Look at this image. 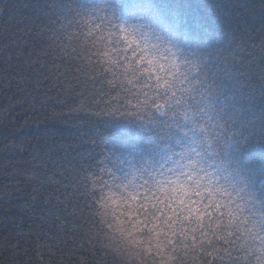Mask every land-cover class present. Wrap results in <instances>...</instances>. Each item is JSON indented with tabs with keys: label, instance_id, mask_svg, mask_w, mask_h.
I'll use <instances>...</instances> for the list:
<instances>
[{
	"label": "trees",
	"instance_id": "16d2710c",
	"mask_svg": "<svg viewBox=\"0 0 264 264\" xmlns=\"http://www.w3.org/2000/svg\"><path fill=\"white\" fill-rule=\"evenodd\" d=\"M97 7L160 47L158 65H202L207 88L177 92L192 107L155 112L147 77L110 84L91 41L54 24ZM194 139L203 172L240 198L209 210L190 193L191 213L161 199L125 228L90 195L95 176L149 183ZM0 264H264V0H0Z\"/></svg>",
	"mask_w": 264,
	"mask_h": 264
},
{
	"label": "snow or ice",
	"instance_id": "6c2138e0",
	"mask_svg": "<svg viewBox=\"0 0 264 264\" xmlns=\"http://www.w3.org/2000/svg\"><path fill=\"white\" fill-rule=\"evenodd\" d=\"M93 11L100 13L102 16V19L99 23L95 25H92L91 23L89 24L87 35L95 36V39L92 41L93 45L103 40L110 52L119 53V55L115 58H110L114 67H108L106 64H102L97 60V57L101 55L109 57L108 51L89 52L87 59L91 63L92 57H96L95 65L99 69H102L100 72L101 77H106L108 74H110L113 77V80L109 81V83L113 84L120 75L119 70L121 68L124 69V75L126 77L131 76L134 78L127 80V83L129 84L138 85L142 80H145V77H147V82L143 86L152 87L155 91L156 96L153 100H151L150 103L152 106H155V111L158 112L161 111L162 106L157 103V100L164 101V104L172 111L178 109L182 103L187 104L189 107L193 106V102L196 99L195 96L185 98L182 95L180 99H177V92L179 91L182 94L188 92L189 89L184 87L185 84L189 85L192 91H198V88H207L210 82V77L206 71L201 70L202 65H198L195 62H182L185 66L184 71H181V66L176 62L175 59L168 61L171 64V67L166 68V66L163 64L158 65L156 54L161 52L160 47L156 45L149 46L147 40L140 37V39L144 41L142 46L140 40L136 39L137 34L131 28L126 27L122 22L118 25H110L111 28L118 29V32L116 33H113L110 30H103L102 25L108 26L113 17L111 15H107L105 13V9L102 7L94 8ZM79 14L80 13L78 9L71 8L67 9V11L58 10V14H56L54 24H58L59 28L64 30L63 34L67 39H72L73 35L80 37V33L76 28L77 22L75 20V17L79 16ZM69 29H71V32L68 31ZM98 31L100 34L95 35ZM52 32L57 39L60 38L61 33L58 32L54 26L52 28ZM117 33H119L118 41H113L112 37L113 35H117ZM57 47H60V50L65 54H71L67 51V45H57ZM166 51L171 54L170 50L166 49ZM72 52L75 53L76 49L73 48ZM129 53H131V55H129ZM172 68H175L176 71L173 72ZM153 69H155V71H153ZM225 70L228 69L221 68L219 65L217 66V74ZM160 72H164L165 75H159ZM153 79L154 83H151ZM177 85L180 87L177 88ZM198 94L201 98L205 96V92H199ZM195 111L203 113L204 109L195 108ZM97 181L101 186L98 187ZM201 185L202 178L201 180H197L192 186L180 182L177 179L175 182L159 185L158 193L153 192L150 196L146 193L145 199L149 200V202H154V204L158 203L161 199H165L173 203L183 202L185 205V211L191 213L195 211V209L189 207V205L192 203L191 198L185 200V197L190 193H196L198 196L203 197L204 192L211 193L212 191L210 188H203ZM92 187L94 190L90 192V195L97 202L96 191H100L102 194L103 188L108 187V182L101 176H95L92 178ZM133 199L135 200L137 197L133 196ZM221 204H223V202L217 201L213 195L208 199V203L204 204L203 207L204 209L210 210L213 206L218 208ZM142 207L143 209H147L148 204L145 203ZM210 214L211 211H209V215Z\"/></svg>",
	"mask_w": 264,
	"mask_h": 264
},
{
	"label": "clouds",
	"instance_id": "9594fccd",
	"mask_svg": "<svg viewBox=\"0 0 264 264\" xmlns=\"http://www.w3.org/2000/svg\"><path fill=\"white\" fill-rule=\"evenodd\" d=\"M101 8V7H97ZM79 16L75 17L77 22L76 28L80 33V36L87 41H91V47L95 49L97 52H109V57L98 56V62L102 64H106L108 67H114L111 63L110 58H115L119 55V53H112L109 51L108 47L105 45L103 40L99 41L97 44L93 45L92 41L95 39V36H88V28L89 24L95 25L100 22L102 16L100 13L93 11V9H82L78 10ZM105 13L107 15H111L113 17L112 21L108 26L102 25L103 30H110L113 33L118 32L117 28H111V24L118 25L120 22L116 19L114 14H111L110 10L105 9ZM99 31L95 35H99ZM113 41H118V36L113 35ZM120 75H124V69L121 68L119 70ZM125 76V75H124ZM145 111L144 113H138V117H143L145 115H151L153 110H151L149 104L143 105ZM155 111V110H154ZM158 112V111H155ZM187 121V120H186ZM191 123L193 129L198 132H203L199 127L196 126L195 121H188ZM204 136L205 133L203 132ZM193 146L182 151L179 155L178 159L172 161V167L169 171H165L161 173L158 177H153L149 183H146L142 186H138L135 183L128 182L124 183H116L112 180H107L108 187L103 188V192L101 194V202L103 206L108 210L109 214L115 218L117 222H123L125 228H139L140 227V218L141 216H148L152 214L154 211L153 205L154 202H149V200L145 199L146 193L150 196L153 192H159V185L175 182L177 179L180 182H183L189 186H192L196 183L197 180H201L202 178V187L210 188L212 191L204 192L203 196L209 199L211 196H215L217 201H222L224 203L229 197L235 200L240 198L239 194H232L231 192H227L218 187L213 180V177L203 172V169L200 166V149L204 145V140H193ZM211 144V142H208ZM203 173V174H202ZM95 179V178H94ZM98 183V187L101 186ZM144 191L141 192L140 190ZM133 196L140 197L139 199H133ZM148 204V212L145 213L143 209V205ZM150 205V206H149ZM240 207V205H238ZM147 235V233H145Z\"/></svg>",
	"mask_w": 264,
	"mask_h": 264
}]
</instances>
